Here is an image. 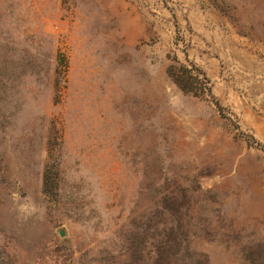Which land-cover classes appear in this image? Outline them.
<instances>
[{
    "label": "rangeland",
    "instance_id": "1",
    "mask_svg": "<svg viewBox=\"0 0 264 264\" xmlns=\"http://www.w3.org/2000/svg\"><path fill=\"white\" fill-rule=\"evenodd\" d=\"M0 264H264V0H0Z\"/></svg>",
    "mask_w": 264,
    "mask_h": 264
},
{
    "label": "trees",
    "instance_id": "2",
    "mask_svg": "<svg viewBox=\"0 0 264 264\" xmlns=\"http://www.w3.org/2000/svg\"><path fill=\"white\" fill-rule=\"evenodd\" d=\"M177 82H178V80H177ZM178 83L180 84V81Z\"/></svg>",
    "mask_w": 264,
    "mask_h": 264
}]
</instances>
